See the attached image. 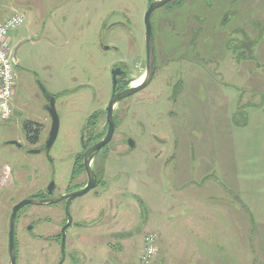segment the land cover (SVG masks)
Masks as SVG:
<instances>
[{"label":"rangeland","instance_id":"obj_1","mask_svg":"<svg viewBox=\"0 0 264 264\" xmlns=\"http://www.w3.org/2000/svg\"><path fill=\"white\" fill-rule=\"evenodd\" d=\"M149 2L0 0V22L25 16L10 32L13 115L0 118V264H11L13 206L51 181L64 193L94 112L102 113L96 132L103 130L112 69L124 67L128 87L143 81ZM152 20L154 78L115 106L119 126L93 163L103 180L71 204L62 264H146L149 235L153 264L164 227L174 234L172 264H189L193 254L194 264H264V0H172ZM248 42H257L253 53L242 49ZM39 82L58 98L53 163L28 151L46 143L52 126ZM29 120L43 126L35 145L23 127ZM86 180L83 173L73 184ZM65 205L21 208L17 264H60Z\"/></svg>","mask_w":264,"mask_h":264},{"label":"water","instance_id":"obj_2","mask_svg":"<svg viewBox=\"0 0 264 264\" xmlns=\"http://www.w3.org/2000/svg\"><path fill=\"white\" fill-rule=\"evenodd\" d=\"M172 0H154L149 4V7L147 11L145 12L144 16V23H145V29H146V64H147V69H146V74L143 79V81L134 86L127 87L124 90H121L119 92H116V85H117V78L118 76L123 75L126 71L123 70L121 67H117L112 69V76H113V94L111 96V99L109 101L108 107H107V120L109 124L108 131L103 139L92 145L91 147L88 148V150L85 153V160H84V165L86 168V171L88 173L89 177V182L88 184L76 191L67 193V194H60L54 197L50 198H28L21 200L17 204L13 206L12 214L10 217V229H9V254H10V260L11 264H17V251H16V221H17V216L20 211V209L23 206L30 205V204H35V205H44V204H54L58 203L62 200H66V205H65V213L67 215V222L66 224L62 227L61 230V249H62V258L60 261V264H62L66 258V238H67V229L73 224V218L70 213V208L71 204L74 199L80 196H84L91 190L95 189L97 186V175L94 172L92 166H91V161L95 153L99 152L104 146L109 144L114 136L115 133V120H114V111H115V106L124 98L130 97L140 90L146 88L153 80L155 72H156V56H157V51H156V39L154 35V28H153V14L154 12L165 6L167 3H169ZM105 49H110V46H103ZM114 48V47H113ZM16 51L14 52V60L17 63L18 57L16 55ZM39 86L48 100L46 109L48 110L51 118H52V126L51 130L49 133V136L47 138V141L44 146V150L46 152H50L52 146L54 145L56 138L58 136L59 132V127H60V118L59 114L56 109V98L55 96L50 93L48 88L43 84L39 82ZM9 143L15 144L18 147H21V144L16 141V140H11ZM131 146L133 147L132 140L130 141ZM42 151L41 149H32L30 150L31 153H38ZM55 186V182L52 181L51 185L49 187V192L53 193V189ZM29 229H32V226L29 227Z\"/></svg>","mask_w":264,"mask_h":264},{"label":"flooded vegetation","instance_id":"obj_3","mask_svg":"<svg viewBox=\"0 0 264 264\" xmlns=\"http://www.w3.org/2000/svg\"><path fill=\"white\" fill-rule=\"evenodd\" d=\"M153 28H154V26H153ZM201 33V32H200ZM199 33V34H200ZM154 35H155V31H154ZM195 36V35H194ZM194 39V38H193ZM192 39V40H193ZM197 39V42H198V40H199V38H196ZM202 40H204L203 39V37H202ZM193 42V41H192ZM194 43V42H193ZM115 48V47H114ZM116 49V48H115ZM197 50L199 51L198 52V54L196 55L198 58H202L203 57V55H205V51H203L202 50V48H201V45H199V47L197 48ZM201 52V53H200ZM117 67H121L123 70H125L124 69V67L123 66H116V67H114V68H117ZM113 68V69H114ZM126 71V70H125ZM112 72V71H111ZM112 74V73H111ZM126 75H127V72H125L123 75H121V76H118V78H117V85H116V92H119V91H121V90H124V89H126L127 87V84L128 83H126L125 84V81H126V79H128V78H126ZM124 78V79H123ZM142 80V78H140L139 80H136L134 83H133V85H137L138 83L140 84V81ZM128 82H129V80H127ZM130 84V83H129ZM113 76H112V91H111V95H110V97H109V100H108V104H109V101H110V99H111V96H112V94H113ZM54 95V94H53ZM55 96V98H56V100L58 99L57 97H56V95H54ZM44 98H45V100H46V103H45V108H46V106H47V103H48V100L46 99V97L44 96ZM122 101V100H121ZM120 101V102H121ZM107 107H108V105H107ZM107 107H105V116H106V123L104 124V127H103V130L101 131V132H96V129H97V126H98V121L100 120V118H101V115H102V113H98V112H94L91 116H90V120H92V117L94 116V115H96L95 116V121L94 122H90V120H89V122L85 125L86 126V128H84L83 130H81V135H80V145H81V147H82V149H83V153L82 154H80V153H76V156H75V159H74V161H73V164H74V166H73V170H72V174H71V178H70V182H69V184L67 185V187H66V191L64 192V193H62V194H67V193H70V192H73V191H76V190H79V189H81V188H83V187H85L87 184H88V182H89V177H88V173H87V171H86V168H85V165H84V160H85V153H86V151L88 150V148L89 147H91L92 145H94L95 143H97L98 141H100L101 139H103L104 137H105V135H106V133H107V131H108V128H109V124H108V120H107ZM52 119V118H51ZM114 120H115V130L118 128V120H117V117H116V115H115V111H114ZM99 137V138H98ZM129 140V139H128ZM127 140V143L129 144V141ZM44 146H45V144L44 145H42V146H39V147H37L36 149H41L42 151H40V152H38V153H41V152H45L46 153V157L49 159V161H51V163H53V159H52V157H51V155H50V152H46L45 150H44ZM105 147H103L101 150H103ZM135 148V147H134ZM101 150L99 151V152H97V153H95V155L93 156V158H92V161H91V166H92V168H93V170H94V172L96 173V175H97V186H99L100 184H101V181L103 180V174H104V171L103 170H101L100 168H96L95 166H93V163H94V159H95V157H97V155L101 152ZM29 152H30V150H28ZM83 173H85L86 174V176H87V180L85 181V183L83 184V185H77V184H73V182L75 181V179H77V177H79V176H81ZM52 182V181H51ZM50 185H51V183H48L47 184V186H46V188H45V190L43 191V194L41 195V194H36L35 196L37 197V196H42V198H50V197H54V196H57V195H60V193H55V190H56V185L54 186V189H53V193H50L49 192V187H50ZM74 186H78V187H74ZM96 186V187H97ZM38 198V197H37ZM63 201H65V204H66V200H63Z\"/></svg>","mask_w":264,"mask_h":264},{"label":"built area","instance_id":"obj_4","mask_svg":"<svg viewBox=\"0 0 264 264\" xmlns=\"http://www.w3.org/2000/svg\"><path fill=\"white\" fill-rule=\"evenodd\" d=\"M24 14L15 15L4 22H0V118L8 120L13 115V98L16 91L17 73L10 32L24 23ZM146 249L142 258L144 263L150 264L157 252L156 240L153 235L146 237ZM156 244V245H155Z\"/></svg>","mask_w":264,"mask_h":264},{"label":"crops","instance_id":"obj_5","mask_svg":"<svg viewBox=\"0 0 264 264\" xmlns=\"http://www.w3.org/2000/svg\"><path fill=\"white\" fill-rule=\"evenodd\" d=\"M2 18L5 19L6 16H4ZM0 20H2V19H0ZM16 93H17V90H16L15 94ZM14 96H16V95H14ZM13 103H14V101H13ZM12 105L14 107V104H12ZM189 227H190V231H191V226L189 225ZM158 234L160 235V237H159L160 240L162 239L161 241L158 242V244H159L158 246L160 248V256L155 258L153 264H155V263L156 264H172L173 259L176 256V254L172 251L171 252L169 251V241L167 240V236L170 235L171 237H173V235H174L173 230L171 227H167V228L164 227L163 229H161L158 232ZM172 242H173V246H172V248H173L174 247V241H172ZM184 254H185V252H184ZM184 254H182V253L178 254L177 255L178 259H183ZM196 256H197V254L192 255V261H190L191 263L189 262V264H194ZM188 257H190V254L188 255Z\"/></svg>","mask_w":264,"mask_h":264},{"label":"trees","instance_id":"obj_6","mask_svg":"<svg viewBox=\"0 0 264 264\" xmlns=\"http://www.w3.org/2000/svg\"><path fill=\"white\" fill-rule=\"evenodd\" d=\"M151 1H153V0H150V2L149 3H151ZM192 27H194V26H192ZM191 27V28H192ZM200 28H197L196 30H195V32H196V34L198 35L199 33H200ZM196 38H198V37H196L195 36V38L192 40L194 43V46H197V45H195V44H197V39ZM256 44H257V42H255V43H252V42H248L242 49H243V51H245V52H247V51H250L251 53H253L254 52V50H253V47H255L256 46ZM124 79V78H123ZM126 83H128L127 84V86L126 87H128L129 86V82L127 81V79H126V81H125V84ZM177 89H178V87H177ZM177 94V93H176ZM95 116L96 115H94L93 117H92V121H91V123L92 122H94L95 121ZM23 127H24V131H25V133H26V137H27V140L31 143V144H37V143H39V141H40V137H41V133H42V129H43V126H42V124H40V123H38V122H34V121H26L25 123H24V125H23ZM99 138V137H98ZM36 197V196H35ZM37 197H39V196H37ZM36 197V198H37ZM237 197V196H236ZM20 211H21V209H20ZM19 211V212H20ZM61 234V233H60ZM62 235V234H61ZM16 251H17V255H18V249L16 248Z\"/></svg>","mask_w":264,"mask_h":264},{"label":"bare ground","instance_id":"obj_7","mask_svg":"<svg viewBox=\"0 0 264 264\" xmlns=\"http://www.w3.org/2000/svg\"><path fill=\"white\" fill-rule=\"evenodd\" d=\"M138 84H139V83H138ZM138 84H137V85H138Z\"/></svg>","mask_w":264,"mask_h":264}]
</instances>
